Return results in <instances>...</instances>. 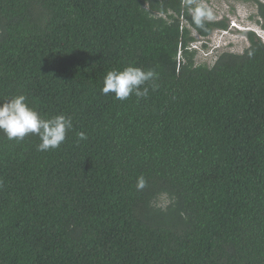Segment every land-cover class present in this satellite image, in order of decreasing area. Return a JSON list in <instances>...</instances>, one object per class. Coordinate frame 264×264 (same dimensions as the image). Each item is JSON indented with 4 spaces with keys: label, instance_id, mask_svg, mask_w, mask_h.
I'll use <instances>...</instances> for the list:
<instances>
[{
    "label": "trees",
    "instance_id": "1",
    "mask_svg": "<svg viewBox=\"0 0 264 264\" xmlns=\"http://www.w3.org/2000/svg\"><path fill=\"white\" fill-rule=\"evenodd\" d=\"M184 2L0 0V102L72 119L47 151L0 130V264H264V40L196 64L227 22ZM127 65L147 96L104 95Z\"/></svg>",
    "mask_w": 264,
    "mask_h": 264
},
{
    "label": "clouds",
    "instance_id": "2",
    "mask_svg": "<svg viewBox=\"0 0 264 264\" xmlns=\"http://www.w3.org/2000/svg\"><path fill=\"white\" fill-rule=\"evenodd\" d=\"M184 6L191 10L192 21L198 27H203L205 20L213 19L211 10L204 3L197 4L196 0H185ZM155 78L154 69L145 70L127 65L120 70L108 71L103 78L101 91L104 95L114 93L118 100H125L133 94L137 97H145L148 94V88L143 87L141 90L142 86ZM71 128V117L58 114L45 119L28 105L24 94H18L0 102V130L9 140H22L29 133L38 135L41 140L37 146L39 151L58 148L65 141L66 133ZM78 135L80 139H86L84 133L81 132ZM145 186V178L138 177L136 187L143 189Z\"/></svg>",
    "mask_w": 264,
    "mask_h": 264
},
{
    "label": "rangeland",
    "instance_id": "3",
    "mask_svg": "<svg viewBox=\"0 0 264 264\" xmlns=\"http://www.w3.org/2000/svg\"><path fill=\"white\" fill-rule=\"evenodd\" d=\"M196 3H204L211 10L213 19L209 21L227 22L226 29H214L207 36H201L191 29L194 39L190 41L189 48L195 52L196 64L210 66L222 51L241 53L249 44L244 30H254L264 40L261 26L264 21H259L254 3L236 0H198Z\"/></svg>",
    "mask_w": 264,
    "mask_h": 264
}]
</instances>
